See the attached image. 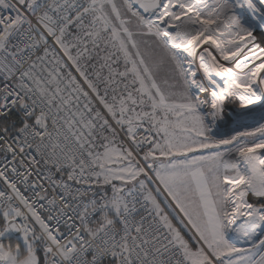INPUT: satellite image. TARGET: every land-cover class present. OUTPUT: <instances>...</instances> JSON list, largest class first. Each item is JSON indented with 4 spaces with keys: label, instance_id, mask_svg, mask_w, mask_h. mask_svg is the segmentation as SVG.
Wrapping results in <instances>:
<instances>
[{
    "label": "snow or ice",
    "instance_id": "6c2138e0",
    "mask_svg": "<svg viewBox=\"0 0 264 264\" xmlns=\"http://www.w3.org/2000/svg\"><path fill=\"white\" fill-rule=\"evenodd\" d=\"M0 264H264V0H0Z\"/></svg>",
    "mask_w": 264,
    "mask_h": 264
}]
</instances>
